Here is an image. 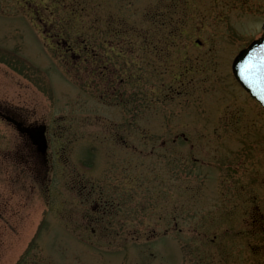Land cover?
I'll return each mask as SVG.
<instances>
[{
  "label": "rangeland",
  "instance_id": "374dc122",
  "mask_svg": "<svg viewBox=\"0 0 264 264\" xmlns=\"http://www.w3.org/2000/svg\"><path fill=\"white\" fill-rule=\"evenodd\" d=\"M263 21L264 0H0V108L46 126L48 160L0 119V264H264V112L230 72ZM81 41L125 47L123 79Z\"/></svg>",
  "mask_w": 264,
  "mask_h": 264
},
{
  "label": "flooded vegetation",
  "instance_id": "af4514ba",
  "mask_svg": "<svg viewBox=\"0 0 264 264\" xmlns=\"http://www.w3.org/2000/svg\"><path fill=\"white\" fill-rule=\"evenodd\" d=\"M118 5L119 3L117 1L116 10L114 11V14H112L111 16L108 15L106 16V18L112 19L115 16L116 11L119 10ZM44 32L48 33V30L45 29ZM117 34L118 33H116L115 35ZM55 38H59L61 42L60 41L56 42ZM49 40H54L55 42L53 43L55 45H58L59 43L62 44L61 48H63L65 53H68V54L73 53V50H74L72 46L73 44L67 38L66 35H63V33L60 32V34H53L52 36L49 37ZM83 43L81 41V46H78V48H79V52L82 54L81 60H83L85 63L89 65V68H91L90 71L96 72V74L99 75L102 80H105L106 82L109 81L110 84H112L113 81L117 79L119 81L123 79L122 74L124 73V69L123 68L116 69L115 66H117L116 63H118V60L124 58L122 49L125 47L116 46V45L106 47L103 45V42L101 43V45H98V47L97 46L91 47V46H86ZM118 43L120 44L121 42L118 41ZM76 44H78V42ZM127 53L131 55V48H129ZM73 54H72V58H75V60L80 59L79 56H74ZM129 60H130V64L128 65V77H127L128 80L131 79V73H129V70L131 69V58H129ZM76 61H79V60H76ZM92 65H94V67H92ZM4 116L14 119L18 122H21L24 126L35 127L36 125L35 123H32L31 125H26L25 122L22 119H20V117L16 116L15 114L10 113V111H8L7 109L0 108V117L2 118ZM45 137H46V132H45ZM20 138L23 140L22 142L23 148H25L26 150V153H25V157L27 158L26 163H32L33 165H37L38 167L40 165L41 167L46 168V165L48 163L47 157L43 158L36 151V148L32 145L30 140L25 135H20ZM91 193H93V190H90V192L85 196L86 202H88V200H90V198L92 197ZM97 194L98 195H96V199L93 200L92 202L90 200V202L93 203L94 206H96V208L98 207L97 211H101V214L108 213L105 210L109 206L107 205L109 201H107L106 199H102L103 196H102L101 191L97 192ZM174 226L176 227L177 224L174 223Z\"/></svg>",
  "mask_w": 264,
  "mask_h": 264
},
{
  "label": "water",
  "instance_id": "95a60500",
  "mask_svg": "<svg viewBox=\"0 0 264 264\" xmlns=\"http://www.w3.org/2000/svg\"><path fill=\"white\" fill-rule=\"evenodd\" d=\"M262 34L257 40L251 42L245 49L240 51L232 62L231 70L235 80L239 85L264 109V93H261L258 89L252 87L249 83L241 79L239 76V65L243 63V60L253 51L264 46V23L262 24ZM5 120L11 122L16 131L22 135H26L30 142L35 146L36 151L41 155L46 154V140L44 136L45 127H25L20 122L5 117Z\"/></svg>",
  "mask_w": 264,
  "mask_h": 264
},
{
  "label": "snow or ice",
  "instance_id": "6c2138e0",
  "mask_svg": "<svg viewBox=\"0 0 264 264\" xmlns=\"http://www.w3.org/2000/svg\"><path fill=\"white\" fill-rule=\"evenodd\" d=\"M239 76L264 93V46L253 50L239 65Z\"/></svg>",
  "mask_w": 264,
  "mask_h": 264
},
{
  "label": "trees",
  "instance_id": "16d2710c",
  "mask_svg": "<svg viewBox=\"0 0 264 264\" xmlns=\"http://www.w3.org/2000/svg\"><path fill=\"white\" fill-rule=\"evenodd\" d=\"M125 3V2H124ZM119 10H120V8H119Z\"/></svg>",
  "mask_w": 264,
  "mask_h": 264
}]
</instances>
